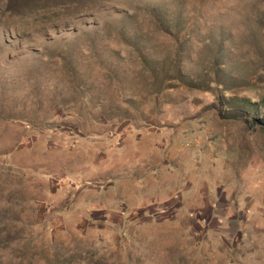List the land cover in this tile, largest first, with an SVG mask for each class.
I'll return each instance as SVG.
<instances>
[{
  "label": "rangeland",
  "instance_id": "obj_1",
  "mask_svg": "<svg viewBox=\"0 0 264 264\" xmlns=\"http://www.w3.org/2000/svg\"><path fill=\"white\" fill-rule=\"evenodd\" d=\"M264 0H0V264H264Z\"/></svg>",
  "mask_w": 264,
  "mask_h": 264
},
{
  "label": "trees",
  "instance_id": "obj_2",
  "mask_svg": "<svg viewBox=\"0 0 264 264\" xmlns=\"http://www.w3.org/2000/svg\"><path fill=\"white\" fill-rule=\"evenodd\" d=\"M261 123L264 125V116L260 119Z\"/></svg>",
  "mask_w": 264,
  "mask_h": 264
}]
</instances>
